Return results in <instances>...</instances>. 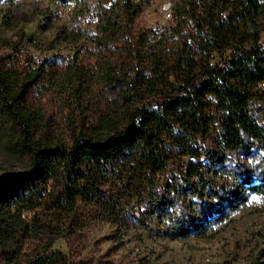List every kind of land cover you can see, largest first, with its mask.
I'll list each match as a JSON object with an SVG mask.
<instances>
[{"label":"trees","instance_id":"trees-1","mask_svg":"<svg viewBox=\"0 0 264 264\" xmlns=\"http://www.w3.org/2000/svg\"><path fill=\"white\" fill-rule=\"evenodd\" d=\"M144 3L73 8L70 56L0 54V132L25 160L0 172V264L24 244L11 264H86L53 245L80 204L171 235L264 207V0H171L158 28Z\"/></svg>","mask_w":264,"mask_h":264},{"label":"rangeland","instance_id":"rangeland-1","mask_svg":"<svg viewBox=\"0 0 264 264\" xmlns=\"http://www.w3.org/2000/svg\"><path fill=\"white\" fill-rule=\"evenodd\" d=\"M108 3L109 0H76L75 4L73 0H0V54L13 47H23L37 59L52 54L70 56L82 42L76 18L87 19L94 5ZM170 4L171 0H145L142 14L146 23L156 28L168 24L171 14L167 16L165 12H170ZM45 8L52 11V18L44 13ZM29 34L33 36V44L27 38ZM258 114L264 122V111L259 110ZM202 141L208 144L210 139L206 137ZM12 142L13 137L0 132V172L25 165L24 158L13 151ZM236 156L234 153L233 158ZM209 165L213 171L216 164ZM190 199L202 200L189 193L187 200ZM203 199H209L208 189ZM137 200L134 197L127 208H134ZM215 202L218 203L216 198ZM31 213L32 209L24 212L27 218ZM209 215L200 210L195 220L204 223ZM151 226V229L134 227L120 217L80 204L65 237L57 238L53 245L71 259L86 264H218L222 261L247 264L251 254L264 249V207L260 210L250 205L239 207L204 229L191 228L184 235L165 233L155 216ZM25 247L24 244L7 264L23 260Z\"/></svg>","mask_w":264,"mask_h":264},{"label":"bare ground","instance_id":"bare-ground-1","mask_svg":"<svg viewBox=\"0 0 264 264\" xmlns=\"http://www.w3.org/2000/svg\"><path fill=\"white\" fill-rule=\"evenodd\" d=\"M165 14H166L167 16H169L170 12L167 10V11L165 12Z\"/></svg>","mask_w":264,"mask_h":264},{"label":"built area","instance_id":"built-area-1","mask_svg":"<svg viewBox=\"0 0 264 264\" xmlns=\"http://www.w3.org/2000/svg\"><path fill=\"white\" fill-rule=\"evenodd\" d=\"M263 38H264V34H263Z\"/></svg>","mask_w":264,"mask_h":264}]
</instances>
